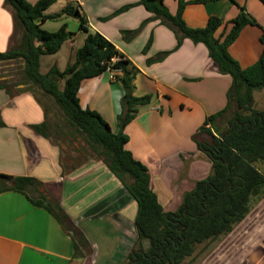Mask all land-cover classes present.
I'll return each instance as SVG.
<instances>
[{
  "label": "crops",
  "instance_id": "0c3cea01",
  "mask_svg": "<svg viewBox=\"0 0 264 264\" xmlns=\"http://www.w3.org/2000/svg\"><path fill=\"white\" fill-rule=\"evenodd\" d=\"M27 1L34 5L40 0ZM138 2L59 0L46 14L61 13L67 4L79 6L89 28L102 34L136 68L133 94L151 95L152 101L140 108L125 129L129 136L126 148L148 168L152 188L165 211L175 212L185 194L212 171V163L198 149L193 136L209 116L226 108L232 78L219 73L203 44L185 39L174 51L178 43L175 32L153 19L143 6L136 5L107 21L101 20ZM236 3L219 0L190 4L184 19L189 27L196 29L206 27L212 16L222 18L225 25L215 36L223 41L240 7H245L258 25L245 27L229 47V53L246 69L260 59L264 49L260 40L264 4L260 0H236ZM165 4L172 14L177 13V0H165ZM56 5L61 6V11L51 12ZM68 20V17L58 20L60 24L55 30L46 28L51 20L41 27L49 32L58 31L62 25L68 29ZM147 20L150 21L131 42L123 39L122 31L136 30ZM76 26L79 29V23ZM13 34L12 12L5 7V0H0V52L11 48ZM78 36L76 33L53 56H59L70 44L66 56L67 65L72 64L86 38L81 35L80 45L76 46ZM151 38V48L144 54ZM170 51L173 52L164 61L148 64L149 59ZM125 95L123 86L115 82L114 72L107 71L100 77L84 80L78 97L83 109L98 112L117 134ZM261 95L264 97V89ZM262 104L261 100L259 111H264ZM224 119L225 116L216 121V131L223 132ZM45 120L43 105L32 93L12 96L0 89V175L29 177L42 183L40 190H45L48 198L64 208L89 240L92 253L89 258L76 259L73 239L57 219L25 195L8 191L0 194V264H80L86 260L90 264H123L137 238V202L96 158L75 170L65 171L59 146L33 129ZM193 264H264V200L209 250L203 262Z\"/></svg>",
  "mask_w": 264,
  "mask_h": 264
},
{
  "label": "trees",
  "instance_id": "16d2710c",
  "mask_svg": "<svg viewBox=\"0 0 264 264\" xmlns=\"http://www.w3.org/2000/svg\"><path fill=\"white\" fill-rule=\"evenodd\" d=\"M58 1L40 0L32 5L27 0H5V7L13 15L14 34L19 26L23 36L19 47L0 52V62H24L23 78L31 88L19 94L32 93L42 103L39 96L32 92L36 88L54 99L62 116L58 121H48L47 108L42 103L46 120L33 129L59 146L63 169L72 171L91 158H96L108 167L137 202V238L123 264H184L194 256L199 246L229 235L250 214L252 200L264 195V172L257 167L258 164L264 165V111L254 108L255 92L264 89V49L260 59L246 69L229 53V47L236 42L242 30L258 23L245 7H240L223 41L215 36L225 25L218 16L210 17L204 28L195 29L187 25L184 20L187 6L219 0H177L176 14L169 11L165 0H139L137 4L124 6L112 16L101 19L107 21L136 5L143 6L154 16L153 19L160 20L175 32L178 43L174 51L182 46L185 39L194 44H203L219 73L232 78L226 108L209 116L193 136L198 149L212 163V171L185 194L177 211L167 212L152 188L148 168L126 148L129 136L125 129L136 118L140 108L151 103L152 96H134L136 68L102 34L89 28L88 20L80 12L79 6L67 4L61 13L46 14ZM260 1L264 4V0ZM232 2L237 4L236 0ZM62 17L77 19L79 30L85 33L86 38L72 64L63 71L54 65L43 74L40 71L41 57L58 53L65 42L76 36V33L68 31L66 25L56 32L41 27L49 20L58 21ZM149 21L136 30L122 31L123 39L131 42ZM260 40L264 46V34ZM152 42L151 38L143 50L144 54L149 52ZM172 52L161 53L149 59L148 64L162 62ZM107 71L114 72L115 82L120 83L126 91L119 116L120 131L117 134L113 133L98 112L83 109L78 97L84 80L100 77ZM61 83H64L63 87ZM0 89H5L13 96L6 83L0 82ZM233 105L236 110L229 128L223 132L216 131V121L225 116ZM69 133L83 137L90 150L91 156L82 164L67 165L64 161L61 144ZM41 186L42 183L34 178L0 175V194L19 192L35 206L49 211L73 239L75 258L86 259V251H89V256L92 253L89 240L59 202L48 198L45 190H40ZM32 194H38V197L33 198Z\"/></svg>",
  "mask_w": 264,
  "mask_h": 264
},
{
  "label": "rangeland",
  "instance_id": "374dc122",
  "mask_svg": "<svg viewBox=\"0 0 264 264\" xmlns=\"http://www.w3.org/2000/svg\"><path fill=\"white\" fill-rule=\"evenodd\" d=\"M166 5V4H165ZM167 6V5H166ZM60 5H56L52 8L51 12H60ZM168 8V7H167ZM185 13V12H184ZM249 13V12H248ZM253 17V16H252ZM68 31H72L74 33H77L79 36L75 40L76 46L80 45V38L81 35H85L83 32L79 31L78 27L76 26L79 22L78 20L74 18L68 17ZM185 20V19H184ZM59 22L53 21L49 22L46 26L48 30H55L59 27ZM264 34V28H262L261 36ZM22 36H23V30L18 26L16 27L15 34L12 38V47L11 48H17L21 45L22 42ZM69 43V42H68ZM70 44H67L64 48V52H62L59 56H53V55H45L41 57L40 61V71L43 74H46L50 67L53 64H57L56 66L59 69L64 70L68 65V57L66 56V53L70 51ZM23 70H24V62L22 60L17 61H8V62H0V82L6 83V85L10 88L11 93L19 94L20 91H26L30 90L31 86L27 85L23 78ZM64 83H61V87H63ZM32 90V89H31ZM39 98L41 99L42 103L47 108V118L48 121H58L59 118L62 116L60 114V110L58 106L56 105L53 98L44 95L41 91H37L36 88L32 90ZM254 95V108L259 110L261 108V100H262V106H264V97L261 95V90L255 92ZM236 110V107L233 105L231 110L225 115L224 119V125L222 126L223 131L227 130L230 125V120L232 118V115L234 111ZM64 148V161L67 163V165L74 163V164H82L87 158H89L91 155L89 154L90 150L85 144L84 138L76 135L75 133H69L66 135L65 141L61 144ZM257 167L261 172H264V165L258 164ZM33 198H37V194H32ZM264 200V195H261L260 198L253 199L251 202V210L257 207L260 202ZM222 237L218 240L214 241L216 243H208L201 245L197 248L196 253L193 257L189 258L184 262V264H193V263H201L203 262L205 256L208 254L209 250H211L213 247H215V244H217L219 241H221ZM213 243V244H212ZM87 257L89 258V251H86ZM80 264H90L89 261H84Z\"/></svg>",
  "mask_w": 264,
  "mask_h": 264
}]
</instances>
